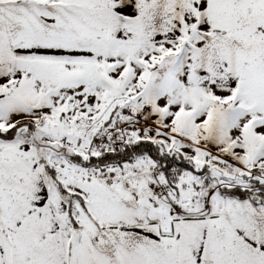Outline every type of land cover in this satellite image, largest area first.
I'll return each mask as SVG.
<instances>
[{"label": "snow or ice", "instance_id": "obj_1", "mask_svg": "<svg viewBox=\"0 0 264 264\" xmlns=\"http://www.w3.org/2000/svg\"><path fill=\"white\" fill-rule=\"evenodd\" d=\"M0 264H264V0H0Z\"/></svg>", "mask_w": 264, "mask_h": 264}]
</instances>
